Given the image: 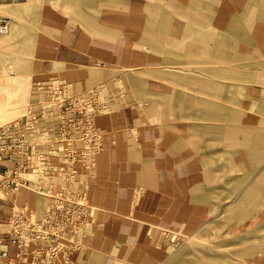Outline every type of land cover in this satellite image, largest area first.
<instances>
[{"label": "crops", "instance_id": "0c3cea01", "mask_svg": "<svg viewBox=\"0 0 264 264\" xmlns=\"http://www.w3.org/2000/svg\"><path fill=\"white\" fill-rule=\"evenodd\" d=\"M203 1L214 3L218 13L208 19L199 17L197 23H179L198 26L192 36L189 33L195 30L185 29L180 41L174 40L172 34H150L149 38L157 44L150 48L158 52L141 50L145 60L137 56L141 52L135 50L132 36L126 39L123 17L92 23L121 26L118 29L84 30L81 23L68 21L46 28L45 46L39 50L42 63L38 68L43 75L35 81L70 74L79 67L88 68L89 79L93 80L108 72V68L119 70L146 63L148 73L165 79L168 85L164 97L151 95L156 97L149 101L150 121L155 123L145 132L132 135L131 125L143 116L136 108L138 103L136 107L130 103L121 106L124 88L118 84L113 90L110 83H100L98 89L105 93V102L111 106L97 118L106 133L103 148L95 169L82 173L75 184L86 192L94 212L93 224L90 233L82 238V248L73 254L72 264H162L173 251L168 241L173 230L168 226L174 223L175 210L186 213L179 217L189 216L190 170L257 169L263 170L264 175V0ZM157 17L144 19L135 14L129 20L132 25H141V21L156 26L163 25V20L171 22L170 18H159L158 13ZM206 25H213V32ZM141 38L145 42L147 37ZM161 43L165 46L158 45ZM141 46L149 49L148 44ZM166 47L173 49L171 58L161 55L170 51ZM163 74L169 76L162 77ZM91 75L98 76L91 79ZM154 105L164 107L160 114H153ZM207 122L210 125L200 124ZM223 122L239 123L232 125L231 133L233 129L248 132L256 128L261 135H250V142L262 149H253L246 141L249 135L244 133L241 146L249 148L238 151L241 156L234 163L240 165L207 167L204 158L194 160L196 154L205 153L207 146L214 155L224 152L222 141H217L221 136L215 134ZM250 123L261 125L253 127ZM112 127L114 131L110 132ZM211 128L213 134H209ZM200 129L208 135H200ZM260 157L261 164H255V158ZM5 165L13 162L5 161ZM12 201L27 203L42 214L40 194L24 188L0 203L3 219L8 217ZM139 201L142 208L136 205ZM154 203H163L160 213L154 210ZM204 210L199 207L198 216H205ZM8 249L10 256L16 257L18 248L14 241L8 243ZM25 259L6 264H33ZM62 259L63 256L54 264H65Z\"/></svg>", "mask_w": 264, "mask_h": 264}, {"label": "rangeland", "instance_id": "374dc122", "mask_svg": "<svg viewBox=\"0 0 264 264\" xmlns=\"http://www.w3.org/2000/svg\"><path fill=\"white\" fill-rule=\"evenodd\" d=\"M217 9L214 3L203 0H0V16L8 19V29L0 33V94L6 91L7 96V101L3 103L0 95V119L7 121L20 119L27 114L34 115L31 127L28 128L30 140L38 144L42 151L48 153L49 149L45 146L56 147L58 144V117L53 104L45 107L37 104L39 101L50 99L43 90L37 91L38 82L48 86L56 80L64 79L72 81L70 84L76 90H80V93H86L98 89L100 83L106 81L111 84L109 85L113 90L117 89L118 84L122 89L124 88L122 91L125 97L121 106L130 103L136 107L138 103L136 108H140L143 116L137 119L138 123L131 125L130 134L137 135L145 132L150 124L155 123L150 121L149 101L156 99L151 95L157 94L164 97L165 88L168 86L166 80L156 79L154 77L156 75L148 73L149 65L141 63L135 67L125 66L119 70L108 68V72L99 78H96L98 75H93L96 78L93 80L89 79L90 70L88 68L79 67L73 69V73L70 74L52 77L44 82L35 81L43 75L42 70L38 68L42 63L39 50L40 46L42 49L45 46L43 37L46 28L68 21L81 23L84 30L93 28L95 30L102 27L118 29L121 26H95L92 23H104L101 19L107 17H123L126 22V39L132 36L134 42L136 41L135 50L155 53L158 51L151 49L150 46L155 47L157 44L149 38L150 34H172L174 40L180 41L182 33L186 32L185 29H194L195 32H187L192 36V34L196 35L198 26H186L179 23H197L199 17L208 19L218 13ZM157 13L159 18H170L171 22L163 20L161 21L163 25L157 26L144 25V21H141L143 23L141 25L130 24L133 21L129 18L134 17L135 14L144 19H150L158 18ZM87 18L92 19L87 20ZM213 28V25H206V29L211 32ZM141 37H147L146 41H142L144 39ZM145 44L149 45V49L141 46ZM158 45L165 46L164 43ZM168 49L170 50L167 51L168 54L159 53L171 58L174 52L173 49ZM144 55L142 52L137 54L145 60ZM93 77L91 75V79ZM75 89L74 92H77ZM98 91L105 103V93ZM109 106L106 104V109L97 115L96 123L98 116L109 111L111 107ZM115 108H119V105ZM153 108V114H160L164 107L154 105ZM44 114L45 116H42ZM144 119H146L145 122ZM200 124L210 125L208 122ZM237 124L239 123L218 124L222 125V128L218 129L215 134L218 133L221 136V139L218 138L217 141H222L221 148L224 151L222 154H212L211 147L207 146L205 153L196 154L194 160L204 158L207 167L220 164L223 166L240 165L234 161L235 158L241 156L238 151L248 147L241 146L244 140L240 137H243L244 133L249 135L246 141L253 145V149H262L260 145L250 142V135L253 136L255 133L261 135V132L254 128L248 132L233 129L234 133H231L232 125ZM250 124L253 127L261 125V123ZM109 131L113 132V127ZM198 131L202 136L208 135V132L205 135L203 129ZM213 133L214 129L211 128L209 134ZM199 139L203 141L204 138ZM142 140L145 139L142 138ZM102 148L91 157L89 168L85 169L79 164L85 161L84 157L77 161V169L73 170L76 183L80 181L82 173L95 169L97 156L101 155ZM259 162L261 164V157L255 158V164ZM256 170L212 168L190 170L189 216L179 217V214L186 213L175 210L174 223L172 222L171 227L168 226L173 230L168 235L173 251L162 264H264V175L263 170ZM259 180L262 186H259ZM251 190L255 192V196L249 200L246 199V202L241 201L242 196ZM38 194L43 199L42 207H40L43 212L50 200L45 196L47 195L46 190ZM228 196L234 199L229 205L227 204ZM88 203L91 206L89 201ZM226 204L229 206V212L225 209ZM136 205L142 208L141 201ZM153 205L154 210L157 209L160 213L159 210L162 209L163 203ZM199 207H205V216H198ZM93 214L91 206V225L88 230H91L93 224Z\"/></svg>", "mask_w": 264, "mask_h": 264}, {"label": "built area", "instance_id": "2783aa9c", "mask_svg": "<svg viewBox=\"0 0 264 264\" xmlns=\"http://www.w3.org/2000/svg\"><path fill=\"white\" fill-rule=\"evenodd\" d=\"M7 29L8 19L0 16V33ZM36 89L50 98L37 104L55 107L58 144L45 153L31 142L28 128L34 115L0 119V203L24 188L46 190L50 201L42 214L15 201L6 219L0 212V264L25 258L33 264H54L62 256L65 264H72L73 254L82 248L81 239L90 233L91 206L85 191L75 186L73 170L83 157L80 166L89 168L91 157L103 147L105 131L96 117L106 109V102L99 89L74 92L70 83L61 80L48 86L38 82ZM8 160L13 165H5ZM10 241L17 245L16 257L9 254Z\"/></svg>", "mask_w": 264, "mask_h": 264}, {"label": "bare ground", "instance_id": "6f19581e", "mask_svg": "<svg viewBox=\"0 0 264 264\" xmlns=\"http://www.w3.org/2000/svg\"><path fill=\"white\" fill-rule=\"evenodd\" d=\"M115 8H116V7H115ZM109 10H110V9H109ZM117 11H119V10H117ZM224 21H225V20H224ZM262 33H263V32H262ZM0 95H1V98H2L3 103H4L5 101H7V100H6V97H7V96H6V91H3ZM248 153H249V152H248ZM261 178H262V177H261ZM260 185L262 186V182H261V180H259V186H260ZM242 191L244 192L245 190H242ZM243 192H242V193H243ZM254 196H255V192L251 190V191L247 192L245 195L242 196L241 201L246 202V199L249 200V199H251V197H254ZM227 199H228V200H227V201H228V203H227L228 205H229L231 202L234 201V199L231 198V196H228ZM227 204H226V207H227V208H225V209H226L227 212H229L230 210H229V208H228L229 206H227Z\"/></svg>", "mask_w": 264, "mask_h": 264}]
</instances>
